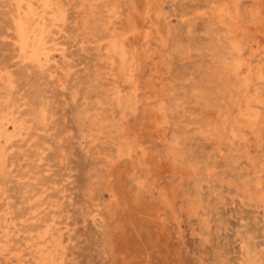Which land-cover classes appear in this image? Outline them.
I'll return each instance as SVG.
<instances>
[{
	"label": "rangeland",
	"instance_id": "1",
	"mask_svg": "<svg viewBox=\"0 0 264 264\" xmlns=\"http://www.w3.org/2000/svg\"><path fill=\"white\" fill-rule=\"evenodd\" d=\"M48 1L0 0V264H264V0Z\"/></svg>",
	"mask_w": 264,
	"mask_h": 264
},
{
	"label": "bare ground",
	"instance_id": "2",
	"mask_svg": "<svg viewBox=\"0 0 264 264\" xmlns=\"http://www.w3.org/2000/svg\"><path fill=\"white\" fill-rule=\"evenodd\" d=\"M24 0H18V4L21 5V3L23 2ZM45 1H48V0H45ZM49 2V1H48ZM158 2V1H157ZM51 4V3H50ZM19 8H21V6H19ZM26 9L29 13H32L34 11L32 5H31V2H27L26 3ZM22 10V9H21ZM26 11V12H27ZM54 12V11H53ZM23 13V12H22ZM226 13V12H225ZM226 15V14H225ZM31 16L26 15H22L21 13L18 14V17H17V21H16V25L15 27H17V34H18V38L20 40V51L22 54H25L26 53V46H27V35L32 31V32H37L38 34V37H39V40H38V46H37V49H34V54H37V53H40V52H46L45 48H44V43H43V40H42V34H43V27H41V24L37 23L35 24V26L32 28L33 26V19L30 18ZM51 21V20H50ZM41 22V21H40ZM29 29H31V31H29ZM142 30V29H141ZM50 35V34H49ZM34 36V35H33ZM32 36V37H33ZM37 36V35H36ZM34 39H37L36 37ZM32 42H33V39H31V45H32ZM35 42V40H34ZM33 42V43H34ZM35 47V45H34ZM30 49V48H29ZM39 56V55H38ZM234 65V64H233ZM232 65V66H233ZM125 66V65H124ZM236 66V64H235ZM233 66V67H235ZM229 69L231 67H228ZM232 69V68H231ZM235 69V68H234ZM244 69V68H243ZM243 69H240L241 71ZM233 70V69H232ZM234 71V70H233ZM239 72V73H242V72ZM238 73V74H239ZM236 86V85H235ZM247 99V98H246ZM245 109V108H244ZM250 113V111H248ZM245 119V118H244ZM253 129V128H252ZM256 132V131H255ZM257 141V140H256ZM131 157V156H130ZM135 159V158H134ZM124 161V160H123ZM112 175V174H111Z\"/></svg>",
	"mask_w": 264,
	"mask_h": 264
}]
</instances>
